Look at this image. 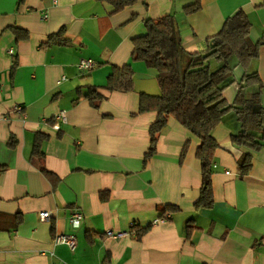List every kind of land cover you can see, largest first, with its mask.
Instances as JSON below:
<instances>
[{"label": "crops", "instance_id": "obj_1", "mask_svg": "<svg viewBox=\"0 0 264 264\" xmlns=\"http://www.w3.org/2000/svg\"><path fill=\"white\" fill-rule=\"evenodd\" d=\"M200 1L187 14L196 0H137L119 11L107 0H0V264H264V146L240 178L248 149L231 140L240 130L234 115L213 131L212 208L195 207L200 140L176 118L146 159L157 112H139L140 94L161 88L156 69L132 57L144 21L173 15L188 53L204 51L238 9L250 19L251 40L264 37V0ZM13 27L28 38L17 39ZM84 58L96 65L80 69ZM124 64L134 70L133 90H103L98 108L76 100L78 89L104 86L113 66ZM250 68L264 83V44ZM60 111L68 121L56 130L47 121ZM37 131L49 134L43 158L31 156ZM42 166L60 178L56 188ZM166 205L179 210L162 214ZM74 210L84 214L78 229L68 222ZM189 218L197 226L190 237ZM134 225L151 228L139 238ZM108 230L126 234L108 237ZM63 232L77 237L74 250L54 242Z\"/></svg>", "mask_w": 264, "mask_h": 264}, {"label": "trees", "instance_id": "obj_2", "mask_svg": "<svg viewBox=\"0 0 264 264\" xmlns=\"http://www.w3.org/2000/svg\"><path fill=\"white\" fill-rule=\"evenodd\" d=\"M22 1V0H20ZM115 11L122 10L137 0H107ZM202 7L201 1L184 8L185 13L197 12ZM145 34L132 39V57L135 61H143L148 67L156 69L161 93L158 95L141 93L139 112L156 111L157 116L150 126V148L146 159H149L157 149V142L168 119L176 118L184 127L194 133L200 140L196 157L200 161L202 185L200 195L195 202L196 209L212 208L214 206V188L212 181L213 160L219 143L213 135L214 129L224 117L232 114L236 117L240 130L231 134V140L238 146L248 149L238 169L239 177H245L253 166V151L264 146V105L262 95L263 80L259 72L251 69V63L260 54L264 37L254 42L250 38L251 22L243 9H238L228 16L222 28L213 36L207 38L204 51L188 53L184 51L180 31L173 15L159 18H148L144 21ZM17 39L28 38V32L19 27H13ZM49 37L48 41H52ZM44 46V44H42ZM185 61V63H183ZM216 65V68L213 66ZM218 65V66H217ZM240 66L243 74L240 78V90L233 101L225 96V89L236 79H233L234 69ZM252 87L250 96L244 90ZM134 89V70L131 64L114 65L104 86L89 85L83 91L77 90L78 97H83L98 108L106 98L103 90L128 92ZM55 117L47 122L54 126ZM49 134L37 131L34 135L31 156L43 158V143ZM9 145H15L10 140ZM188 142L183 153L186 152ZM42 171L56 188L60 178L45 166ZM177 205H166L162 214L177 212ZM152 225V224H151ZM133 226L137 237L143 236L150 228ZM197 229L193 218L186 222V235L190 237ZM90 236L91 241V234ZM99 236V235H97Z\"/></svg>", "mask_w": 264, "mask_h": 264}, {"label": "built area", "instance_id": "obj_3", "mask_svg": "<svg viewBox=\"0 0 264 264\" xmlns=\"http://www.w3.org/2000/svg\"><path fill=\"white\" fill-rule=\"evenodd\" d=\"M44 17L47 18L48 15L44 14ZM10 53L13 54V51L10 50ZM96 65V62L93 59H81L80 63H79V68L82 70H87V69H91ZM62 79H65V77H63ZM55 123L53 128L56 130H60L61 128V124L65 123L68 121V116L66 111H60L56 116H55ZM227 173H229L227 171ZM40 216L42 219H48L51 216L50 211H41L40 212ZM84 219V214L82 213V211L80 210H74L70 216L68 217V222L70 224V226L73 229H78L83 222ZM126 233L125 232H115L112 230H108L106 232V236L108 237H113V238H120L122 236H124ZM54 242L57 244H65L67 245L71 250H74L77 247V237L75 236L74 233L71 232H63V233H59L54 237Z\"/></svg>", "mask_w": 264, "mask_h": 264}, {"label": "rangeland", "instance_id": "obj_4", "mask_svg": "<svg viewBox=\"0 0 264 264\" xmlns=\"http://www.w3.org/2000/svg\"><path fill=\"white\" fill-rule=\"evenodd\" d=\"M218 66V65H217ZM216 68V66H213V68ZM243 74V69L238 66L234 69V75L232 76L233 79H236V81H234L228 88L227 93H226V97L228 98L229 101H232L234 98V95L237 94V92L240 90V78ZM253 88L252 87H248L247 89L244 90L245 95L246 96H250L251 92H252Z\"/></svg>", "mask_w": 264, "mask_h": 264}]
</instances>
